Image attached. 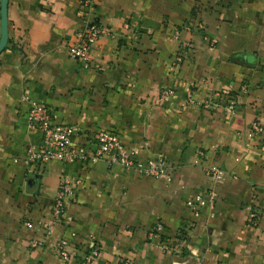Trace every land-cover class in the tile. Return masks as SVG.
<instances>
[{"label":"crops","instance_id":"0c3cea01","mask_svg":"<svg viewBox=\"0 0 264 264\" xmlns=\"http://www.w3.org/2000/svg\"><path fill=\"white\" fill-rule=\"evenodd\" d=\"M82 2L8 0L0 264H84L94 245L92 264H264V134H250L253 122L264 128V0H95L94 20L107 33L87 69L67 53L83 25ZM180 42L188 48L177 62ZM222 90L236 100L232 114L198 105ZM24 94L87 136L116 133L136 159L164 157L171 182L91 161L51 162L27 174L23 161L38 137L27 128ZM210 165L224 177L214 205L195 215L186 202L210 188ZM61 175L81 184L65 222L46 236L39 226ZM156 222L163 229L150 239ZM61 240L66 259L54 249ZM162 242L180 243L181 252L163 251Z\"/></svg>","mask_w":264,"mask_h":264},{"label":"built area","instance_id":"2783aa9c","mask_svg":"<svg viewBox=\"0 0 264 264\" xmlns=\"http://www.w3.org/2000/svg\"><path fill=\"white\" fill-rule=\"evenodd\" d=\"M94 2L95 0H83V25L74 34L73 42L67 47V53L70 59L79 63L83 68L90 66L91 50L95 42L107 30L94 20ZM128 28V24H126ZM173 37L179 40V32L175 31ZM180 49L176 55V61H181L187 54L188 44L180 42ZM164 96L173 94L172 89L162 91ZM21 101L27 105V128L34 132L38 137L37 146L27 150L23 161L27 174H34L42 171L46 165L51 162L61 164H71L75 162L87 163L103 162L109 166H119L125 171L137 173L141 177L164 178L169 183L172 180L171 169L167 160L158 156L155 159L145 161L136 159L123 146L120 137L111 131L96 130L89 136L85 135L83 128L77 124L62 123L57 121V117L49 108L41 106L32 101L27 94L21 97ZM187 102L194 103L192 93L187 94ZM203 109L210 110L216 105L222 106L224 112L232 114L236 108V100L230 91L222 90L212 94L209 98L199 102ZM264 134V128L258 123L253 122L250 126V134ZM206 176L210 181V188L204 195H195L186 205L197 215L201 207H212L216 200L214 187L224 177V172L216 165L206 167ZM81 184L77 177H68L61 175L58 186L51 202L49 220L40 223L41 229L46 236L53 232L54 225L65 222V209L74 199L75 191ZM250 220L257 217V212L250 206L247 207ZM28 225V223H26ZM163 226L159 222L151 226L148 237L153 239L162 231ZM41 243L32 241L31 246L36 247ZM181 244L177 242H162L161 249L168 253H180ZM63 259L68 257L64 252V241H58L55 246ZM98 255V249L92 246L85 258L84 264H92ZM196 264H201L197 260Z\"/></svg>","mask_w":264,"mask_h":264},{"label":"water","instance_id":"95a60500","mask_svg":"<svg viewBox=\"0 0 264 264\" xmlns=\"http://www.w3.org/2000/svg\"><path fill=\"white\" fill-rule=\"evenodd\" d=\"M8 0H0V53L4 50L8 40V20H7ZM32 180L28 181L31 184Z\"/></svg>","mask_w":264,"mask_h":264},{"label":"trees","instance_id":"16d2710c","mask_svg":"<svg viewBox=\"0 0 264 264\" xmlns=\"http://www.w3.org/2000/svg\"><path fill=\"white\" fill-rule=\"evenodd\" d=\"M181 238H183V237H181Z\"/></svg>","mask_w":264,"mask_h":264}]
</instances>
